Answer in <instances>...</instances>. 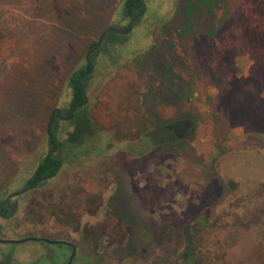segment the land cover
<instances>
[{
  "label": "rangeland",
  "instance_id": "rangeland-1",
  "mask_svg": "<svg viewBox=\"0 0 264 264\" xmlns=\"http://www.w3.org/2000/svg\"><path fill=\"white\" fill-rule=\"evenodd\" d=\"M120 4L0 0V192L21 189L49 150L46 128L54 108H66L67 76L84 66L105 28L127 26ZM142 4L130 32L102 43L91 58L85 114L97 134L80 147L82 155L69 153L74 159L56 177L19 197L15 216L2 222L4 238L65 237V227L56 225L68 218L64 211L27 209L43 193L70 192L81 202L119 190L129 216L172 222L176 240L200 216L216 223L208 237L221 244L223 258L216 261L212 251L205 264H264V0ZM178 120L175 142L159 128ZM70 129L56 121V140ZM148 133L155 136L148 146H131ZM134 147L143 154L125 153ZM129 190L143 193L138 209ZM1 247H14L13 264L47 263L46 248L37 244ZM196 247L205 252L202 239ZM166 255L159 251V263L177 264Z\"/></svg>",
  "mask_w": 264,
  "mask_h": 264
},
{
  "label": "flooded vegetation",
  "instance_id": "flooded-vegetation-1",
  "mask_svg": "<svg viewBox=\"0 0 264 264\" xmlns=\"http://www.w3.org/2000/svg\"><path fill=\"white\" fill-rule=\"evenodd\" d=\"M142 3H140L142 7L141 11L137 16L130 19L126 18L128 19L126 27H121L119 29L112 27L105 28V30L100 33V35H103L99 46L103 43V38L106 32H113L118 37L128 34L131 30L132 24L136 22L143 13L144 5ZM96 42L85 54L84 66L79 68H87L86 71L79 73L76 82L80 90L81 102L74 105L71 104V91L68 82H66V87L69 91V99L66 103V108H54V111L49 118L46 128V143L49 146V150L37 162L34 169L43 158L47 157L57 165L54 174L48 177L32 180L29 183L28 181L31 179L34 172L33 169L32 173L24 180L21 189L10 193L0 192V240L11 241L0 243V264H13L14 252V247L12 250H6L4 252L2 251L1 246L8 244L19 245L31 243L37 244L41 248H46L43 252V256L47 262L45 264H162L158 261L159 251H161L163 255L166 253V256L171 258V261L177 264H205L207 257L212 251L216 252V255L212 257L216 261L221 260V258H223L221 257V244L210 242L211 238L208 237L210 233L209 230L215 229L214 226H208L213 224L216 225V223H208L206 218L200 216V218L195 219V222L182 226L177 232L178 240H176V230L173 228L172 222L157 223L148 220L147 222L139 223L134 217L132 218L131 215L129 216L130 213L126 211L128 207L126 208L122 206L123 201L121 199L124 197L122 191L119 190L93 192L90 193V198H88V200H86L87 198L81 197V199H83L81 202L79 201L80 197H76L78 195H69L71 194L70 192L48 191L43 193L40 196L42 201L34 202L33 199H31L28 204L26 203L27 209L31 210V208L34 207L40 212L42 210L47 211L46 208L52 209L53 206H56L58 210L64 211L62 215L66 214L68 218L65 221L57 218L58 221L56 222V225L65 227V237L50 238L44 235H28L23 238H4L2 222L11 220L15 216L17 205L19 204V197L27 194L30 190L41 187L47 180L56 177L61 166L74 159L75 155H70L69 153L78 151L77 153L82 155L80 152L81 150H79L80 147L83 146V144H86V142H90L94 139V136L97 134L85 114V107L88 103L85 92V81L91 75L93 70L91 58L100 49L98 46L94 51L90 52ZM77 71L78 70H75V72ZM78 108L82 109L83 116L86 118L88 126L86 133L75 141L73 139V127L76 122L75 111ZM58 120L61 122H68L71 126L70 131L66 133L63 141H57L55 137V124ZM169 127V124L164 126V128H167L165 130H167L170 135L172 132H170ZM90 132L93 133L92 136ZM49 137L52 138L53 143H49ZM154 138L155 136L152 138L148 133L143 136L140 144L134 139L130 140V143L132 144L134 141V145L131 146L139 145L140 148H144L145 146H148L150 144L149 142ZM62 153H64V157H58L62 155ZM125 153L136 157L141 156L143 151L142 149L136 150L134 147L133 150ZM129 161L130 160H124V157L121 159V162L123 163H129ZM118 167L120 169V166ZM113 176H115V174ZM154 194L155 192L149 193L145 204L148 205L153 202L155 198ZM46 195L47 197H45ZM142 195L143 193L140 191H128L127 197L136 200L135 209H138L137 207L143 198ZM3 210L6 211L7 216L1 215ZM80 215L81 219H79ZM99 216H101V218L97 219ZM138 216L140 220H142L140 212L138 213ZM84 217L88 219H96L93 222H90L84 220ZM58 233L61 235L63 234L61 229ZM198 238L202 239L205 252H200V250L197 249L196 240ZM12 241H17V243ZM52 246L63 247L65 254L60 253L58 249H53ZM83 246H85L86 249ZM89 253L90 258L88 255ZM33 264H36V262L33 261Z\"/></svg>",
  "mask_w": 264,
  "mask_h": 264
},
{
  "label": "trees",
  "instance_id": "trees-1",
  "mask_svg": "<svg viewBox=\"0 0 264 264\" xmlns=\"http://www.w3.org/2000/svg\"><path fill=\"white\" fill-rule=\"evenodd\" d=\"M143 0H121V4H120V13L122 15V17L124 18H132L134 16H137L140 11H141V5L140 3H142ZM117 37V35H115L113 32H106V34L104 35L103 38V43L106 41H112ZM93 46V45H92ZM87 68L85 67V69H78L77 72L73 71L68 75V86L70 88L71 91V96H72V100H71V104H77L81 102V95H80V90L78 85L76 84L77 82V77L79 75V73H82L83 71H86ZM75 115H76V122L75 125L73 127V134L74 133H79L81 135L85 134L87 131V126H88V122L86 120V118L83 116L82 113V109L78 108L75 111ZM183 126V121L178 120L174 123L171 124V126L169 127L170 132L173 133L174 135V141L175 142H180L181 141V133H179L177 130L179 128H181ZM164 129V125H162L159 130L163 131ZM49 143H53L52 138H48ZM56 163H53L52 161H50L47 157L43 158L38 165L36 166V168L34 169V172L32 174L31 179L28 181L29 183L32 180H36L39 178H43V177H48L54 174L55 170H56ZM1 215L3 216H7V213L5 210H3L1 212Z\"/></svg>",
  "mask_w": 264,
  "mask_h": 264
},
{
  "label": "water",
  "instance_id": "water-1",
  "mask_svg": "<svg viewBox=\"0 0 264 264\" xmlns=\"http://www.w3.org/2000/svg\"><path fill=\"white\" fill-rule=\"evenodd\" d=\"M102 35H103V34L100 35V37L98 38V40H97L95 46L93 47V49H92L90 52L94 51V50L99 46L100 41H101V38H102ZM90 52H89V53H90ZM5 242H11V241H2V240H0V243H5ZM12 242L17 243V241H12Z\"/></svg>",
  "mask_w": 264,
  "mask_h": 264
}]
</instances>
